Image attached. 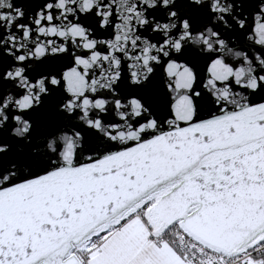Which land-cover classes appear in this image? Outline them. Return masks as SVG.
I'll return each instance as SVG.
<instances>
[{
    "label": "snow or ice",
    "instance_id": "1",
    "mask_svg": "<svg viewBox=\"0 0 264 264\" xmlns=\"http://www.w3.org/2000/svg\"><path fill=\"white\" fill-rule=\"evenodd\" d=\"M0 264H264V0H0Z\"/></svg>",
    "mask_w": 264,
    "mask_h": 264
}]
</instances>
